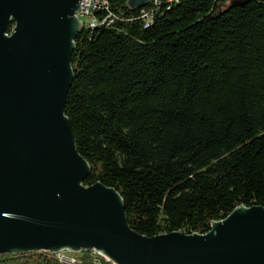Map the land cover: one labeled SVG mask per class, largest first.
<instances>
[{"label":"trees","instance_id":"1","mask_svg":"<svg viewBox=\"0 0 264 264\" xmlns=\"http://www.w3.org/2000/svg\"><path fill=\"white\" fill-rule=\"evenodd\" d=\"M104 1L116 18L77 36L65 106L91 165L85 184L116 188L147 236L206 233L239 206L264 207V0Z\"/></svg>","mask_w":264,"mask_h":264},{"label":"water","instance_id":"2","mask_svg":"<svg viewBox=\"0 0 264 264\" xmlns=\"http://www.w3.org/2000/svg\"><path fill=\"white\" fill-rule=\"evenodd\" d=\"M79 3L0 0V255L87 250L114 264H264L263 206H239L206 233L147 236L131 227L116 188L85 184L91 165L65 113L84 29Z\"/></svg>","mask_w":264,"mask_h":264},{"label":"built area","instance_id":"3","mask_svg":"<svg viewBox=\"0 0 264 264\" xmlns=\"http://www.w3.org/2000/svg\"><path fill=\"white\" fill-rule=\"evenodd\" d=\"M80 4V11L77 13V16L79 18H82V16H88L89 22L85 23L82 19V23L84 27L89 28V25H92V23H100L104 20H112V22L115 20V15L110 11L109 5L107 1L104 0H84V3ZM154 7H156L159 4L153 3ZM105 8L107 11V14L103 16L102 18L97 17L94 13ZM148 10L150 9H142L141 10V17L145 19L148 15ZM12 30V29H11ZM11 30L9 34L11 33ZM40 253H44L47 256L53 257L58 263L57 264H84V260L81 258V252L77 256H70L66 253V251H62L59 253H52L50 251H38ZM93 252V259L95 264H101L99 261V256H102L99 252ZM103 257V256H102ZM105 258V257H104ZM109 261V260H107ZM111 262V261H109ZM113 263V262H112ZM114 264V263H113Z\"/></svg>","mask_w":264,"mask_h":264},{"label":"rangeland","instance_id":"4","mask_svg":"<svg viewBox=\"0 0 264 264\" xmlns=\"http://www.w3.org/2000/svg\"><path fill=\"white\" fill-rule=\"evenodd\" d=\"M82 19L85 23L89 22V17L88 16H82ZM66 253L70 256H77L79 252H72V251H66Z\"/></svg>","mask_w":264,"mask_h":264},{"label":"bare ground","instance_id":"5","mask_svg":"<svg viewBox=\"0 0 264 264\" xmlns=\"http://www.w3.org/2000/svg\"><path fill=\"white\" fill-rule=\"evenodd\" d=\"M80 3H84V0H80ZM80 20L82 21V18H80ZM85 28V27H84ZM10 32V31H9ZM108 260V259H107Z\"/></svg>","mask_w":264,"mask_h":264}]
</instances>
